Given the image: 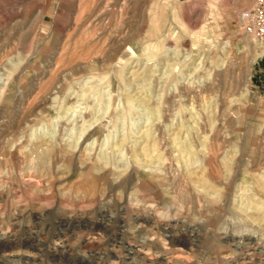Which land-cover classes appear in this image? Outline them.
<instances>
[{"label":"rangeland","instance_id":"1","mask_svg":"<svg viewBox=\"0 0 264 264\" xmlns=\"http://www.w3.org/2000/svg\"><path fill=\"white\" fill-rule=\"evenodd\" d=\"M253 0H0V264H264Z\"/></svg>","mask_w":264,"mask_h":264},{"label":"built area","instance_id":"2","mask_svg":"<svg viewBox=\"0 0 264 264\" xmlns=\"http://www.w3.org/2000/svg\"><path fill=\"white\" fill-rule=\"evenodd\" d=\"M243 31L264 46V0H253V6L242 14Z\"/></svg>","mask_w":264,"mask_h":264},{"label":"bare ground","instance_id":"3","mask_svg":"<svg viewBox=\"0 0 264 264\" xmlns=\"http://www.w3.org/2000/svg\"><path fill=\"white\" fill-rule=\"evenodd\" d=\"M262 51H264V46H263V49H262Z\"/></svg>","mask_w":264,"mask_h":264}]
</instances>
